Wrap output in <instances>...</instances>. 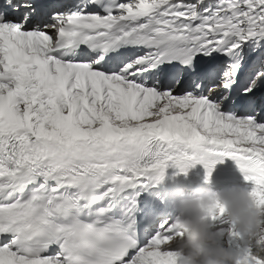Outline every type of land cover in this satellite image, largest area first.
<instances>
[{
  "label": "snow or ice",
  "instance_id": "6c2138e0",
  "mask_svg": "<svg viewBox=\"0 0 264 264\" xmlns=\"http://www.w3.org/2000/svg\"><path fill=\"white\" fill-rule=\"evenodd\" d=\"M225 157L264 208V0H0V264H180L142 193Z\"/></svg>",
  "mask_w": 264,
  "mask_h": 264
},
{
  "label": "clouds",
  "instance_id": "9594fccd",
  "mask_svg": "<svg viewBox=\"0 0 264 264\" xmlns=\"http://www.w3.org/2000/svg\"><path fill=\"white\" fill-rule=\"evenodd\" d=\"M163 178L159 182L163 181ZM204 178L189 192L184 187L175 190V231L167 240L177 253L180 264H238V255L214 230L208 217L217 209L225 211L239 232L254 236L264 225V208L251 192L240 185L223 190L208 187Z\"/></svg>",
  "mask_w": 264,
  "mask_h": 264
},
{
  "label": "rangeland",
  "instance_id": "374dc122",
  "mask_svg": "<svg viewBox=\"0 0 264 264\" xmlns=\"http://www.w3.org/2000/svg\"><path fill=\"white\" fill-rule=\"evenodd\" d=\"M247 189L251 192V190H252V188H248L247 187ZM224 219L225 220H227V221H229V225L228 224H226L225 225V227H230V217H229V215L227 214V213H225V215H224ZM213 228H214V230H216V231H218V229H217V227L214 225L213 226ZM222 240L226 243V245L228 246V247H230L233 251H236L237 249H236V246L234 245V244H230L229 243V239H228V237L225 235L224 237H222Z\"/></svg>",
  "mask_w": 264,
  "mask_h": 264
},
{
  "label": "bare ground",
  "instance_id": "6f19581e",
  "mask_svg": "<svg viewBox=\"0 0 264 264\" xmlns=\"http://www.w3.org/2000/svg\"><path fill=\"white\" fill-rule=\"evenodd\" d=\"M200 183H196V185H199ZM168 191H170L171 193H172V188H171V186H169L168 188ZM225 189V188H224ZM173 213H175V214H178L177 212H173ZM171 216H172V213H171ZM175 217V216H174ZM229 225V224H228ZM227 226V225H226Z\"/></svg>",
  "mask_w": 264,
  "mask_h": 264
}]
</instances>
